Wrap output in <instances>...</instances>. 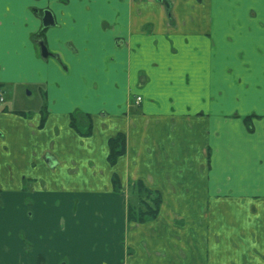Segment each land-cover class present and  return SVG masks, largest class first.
I'll return each instance as SVG.
<instances>
[{
  "label": "crops",
  "instance_id": "0c3cea01",
  "mask_svg": "<svg viewBox=\"0 0 264 264\" xmlns=\"http://www.w3.org/2000/svg\"><path fill=\"white\" fill-rule=\"evenodd\" d=\"M0 88V264H264V0H0Z\"/></svg>",
  "mask_w": 264,
  "mask_h": 264
},
{
  "label": "trees",
  "instance_id": "16d2710c",
  "mask_svg": "<svg viewBox=\"0 0 264 264\" xmlns=\"http://www.w3.org/2000/svg\"><path fill=\"white\" fill-rule=\"evenodd\" d=\"M66 1V0H64ZM43 31L35 35V40H40L42 38ZM17 114L23 116H29L21 111H16ZM46 117L43 116L41 125L45 123ZM247 127L251 131L252 117L248 116L244 118ZM72 128L83 136L88 137L92 134V122L89 115L81 114L79 112L72 115L71 121ZM110 154L108 157L109 163L114 166L117 160L124 156L127 152V137L123 133L117 134L116 137L111 138L109 141ZM130 185V183H129ZM133 190L138 196V206L132 205L129 201L126 203L128 222L132 223H145L153 221L157 218L162 205V195L159 191L149 189L142 181H136L132 185ZM113 189L117 193H121L123 187L118 176L113 177ZM40 264H43L40 260Z\"/></svg>",
  "mask_w": 264,
  "mask_h": 264
},
{
  "label": "water",
  "instance_id": "95a60500",
  "mask_svg": "<svg viewBox=\"0 0 264 264\" xmlns=\"http://www.w3.org/2000/svg\"><path fill=\"white\" fill-rule=\"evenodd\" d=\"M54 24H55V21H54V17H53V14L51 13V11H45V14L43 16V26L49 27V26H52ZM39 45L41 48L42 57L48 58L50 56V53L48 51L47 46L43 42H40Z\"/></svg>",
  "mask_w": 264,
  "mask_h": 264
},
{
  "label": "rangeland",
  "instance_id": "374dc122",
  "mask_svg": "<svg viewBox=\"0 0 264 264\" xmlns=\"http://www.w3.org/2000/svg\"><path fill=\"white\" fill-rule=\"evenodd\" d=\"M32 94H33V95H30V96H28V98H27V99H29L30 101L35 100V99L37 98V93L33 92ZM0 105H3V103H0Z\"/></svg>",
  "mask_w": 264,
  "mask_h": 264
},
{
  "label": "built area",
  "instance_id": "2783aa9c",
  "mask_svg": "<svg viewBox=\"0 0 264 264\" xmlns=\"http://www.w3.org/2000/svg\"><path fill=\"white\" fill-rule=\"evenodd\" d=\"M138 100H140V98ZM3 102H4V92L3 90L0 89V103H3Z\"/></svg>",
  "mask_w": 264,
  "mask_h": 264
},
{
  "label": "flooded vegetation",
  "instance_id": "af4514ba",
  "mask_svg": "<svg viewBox=\"0 0 264 264\" xmlns=\"http://www.w3.org/2000/svg\"><path fill=\"white\" fill-rule=\"evenodd\" d=\"M0 89L3 90L2 88H0ZM3 92H4V90H3ZM139 98H140V97H139ZM139 98H138V99H139ZM5 100H6V96H5V92H4V102H5ZM140 101H141V98H140V100H138L137 102H140ZM4 102H3V103H4ZM123 191H124V189L122 190L121 193H123ZM127 201H129V199L126 200V203H127ZM132 223H135V222H132Z\"/></svg>",
  "mask_w": 264,
  "mask_h": 264
}]
</instances>
